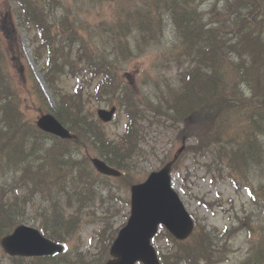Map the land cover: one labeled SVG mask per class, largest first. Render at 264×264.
Instances as JSON below:
<instances>
[{"label": "trees", "instance_id": "trees-1", "mask_svg": "<svg viewBox=\"0 0 264 264\" xmlns=\"http://www.w3.org/2000/svg\"><path fill=\"white\" fill-rule=\"evenodd\" d=\"M12 1L16 5L14 17L9 15L10 22L0 20V243L23 223L28 201L39 196L46 206L41 228L50 238L70 244L76 220L69 218L68 209L80 215L96 198L94 195L89 200L84 193L87 181L83 185L77 181L83 176L70 177L80 169L63 154L67 143L60 144L38 130L36 117L23 109L26 103L31 104L36 116L52 112L62 122L71 123L78 137L93 139L100 153L121 170L128 169L127 161L137 149V141L131 136L138 133V122L140 126L144 119L153 123L147 114L151 111L153 119L162 113L173 121L171 126L181 124L178 137L196 141L190 152L212 151L213 164L218 168L213 181L229 176L240 185L254 167L264 175V0H209L204 5L207 12L199 0ZM71 1L105 9L108 14L97 18L93 26L70 8ZM14 22L33 33L36 60H46L43 77L54 96V106L38 100L35 80L22 91L11 86L8 72H3L9 55L6 50L14 62L19 61L15 54L21 47ZM166 23L173 26L177 42L162 53L161 61L167 69L176 67L180 78L167 79V90L160 94V86L152 89L153 99L140 96L151 90L139 93L138 100L131 97L127 109L130 128L120 140L113 141L99 122L86 114L80 96L62 92L59 80L76 69V74L87 76L88 84L99 81L101 99L117 95L124 67L163 43ZM19 70L21 76L22 67ZM124 88V95H135L128 86ZM68 179L75 187L64 185ZM250 194L264 205V184L258 190L251 189ZM247 220V234L256 241L257 264H263L264 237L251 223V215ZM233 235L232 231L223 233L219 247L216 238L196 226L189 240H173L175 248L162 263L218 264L226 260ZM81 256L64 254L62 264H82ZM14 261L42 263V259Z\"/></svg>", "mask_w": 264, "mask_h": 264}, {"label": "rangeland", "instance_id": "rangeland-1", "mask_svg": "<svg viewBox=\"0 0 264 264\" xmlns=\"http://www.w3.org/2000/svg\"><path fill=\"white\" fill-rule=\"evenodd\" d=\"M199 2L204 6L209 0H199ZM69 6L72 10L77 11L79 17H82L84 21H87L88 24L93 26H95L94 22L97 18L104 19L108 14L105 9H93L86 4H80L79 2L76 3V1L69 2ZM207 7L208 6H204L206 12L208 9ZM15 10L16 5L12 0H1L0 20L3 18V20L7 19V21L10 22L9 15L14 17ZM29 34L32 33H28L26 29L20 30L19 40L23 49V54L21 55L23 63L22 60L20 61L22 65H28L29 62L32 66L35 75L34 77L40 82L41 67L39 64L32 61V42ZM175 41L176 38L174 33L168 25L163 45L146 52L124 67V71L121 75L125 84L134 87L136 83H139L136 85L143 88L144 91L151 88L149 85L153 86L154 83L147 81L144 83L141 80L143 78H140L142 71L145 69L157 70L154 67L156 66V64H154L156 58H160L161 53L167 49L164 47L170 46L171 43ZM4 46L7 45L4 44ZM11 59V53L9 51L7 61H10ZM7 67L10 69L9 77L11 73V78H9V80L12 79V82H16V80L18 81L19 77L13 71L14 67L12 68L9 63H7ZM138 70H140V72ZM159 72L166 79L159 77L161 89L157 92H165L167 90V79H178L179 72L176 67L173 72H171L169 69L165 68V66H161ZM153 78H155V75H153ZM76 83V80L69 78H63L61 81V85L68 92L73 90ZM10 85L13 86L12 83H10ZM36 95H40L39 92H37ZM148 96L154 97L152 92H149ZM94 108L97 110L99 108L110 107L108 103L102 102L101 105H96ZM26 114L32 116L31 112L28 113L27 111ZM116 119H118L117 124H109L107 126V131L111 136L121 133L126 125V119L123 113L120 116L117 114ZM168 121L166 122L165 120L166 127L171 123ZM166 127L160 126L157 128V125L152 128L146 127L148 129L146 132V140L141 147L143 151L146 152L147 157L146 159L138 160L137 165L134 167V170L139 174L138 177L143 181L146 180L152 172L160 170L165 162L174 155V152L181 147V140L177 142V127ZM190 141L191 140L187 142V147L195 143ZM211 152L212 151L209 149L204 155L197 156L192 153L185 155L182 168L172 172L173 187L180 194L187 211L190 215L199 220L202 225L207 227V230L210 232H213L214 228L223 231L233 223H235V225H241L239 223L240 220L245 216L251 215L252 224L258 227L259 234L264 236V208L257 199L254 200V198L251 197L247 185L243 184L240 185V187H236L232 180H230L229 176L218 179L215 184L212 183L211 175L216 173L217 167L213 165L214 155H212ZM133 160H135V158H133ZM258 170L259 168L254 167L246 172L248 183L255 189H258L261 184H264V176H260L257 172ZM109 185L111 189L110 191L105 192V203L101 205V202H99L98 206L91 214L93 219L88 218L83 222L79 234L70 239L72 242L71 251H73V249L75 251L81 247L80 251L84 255L86 254V257H84L87 258L89 263H94V260L102 261L103 259V263H105L107 259L108 240L105 239V236H102V242L98 238V234L102 230L104 222L113 219L114 221H117L115 227L120 228L123 224L127 223L130 215V205H127V200H130V192L120 183L111 181ZM117 187H119V189ZM202 202L213 203L214 206L206 207ZM36 215H38L36 208L34 210L28 206V215L23 218V224L38 229L40 226V220ZM102 218L105 219L103 222H101ZM255 223H259L260 226H257ZM78 225L80 227V224ZM110 229L111 227L109 226V230ZM155 244L163 253H167L168 244L164 237L158 238L155 241ZM216 244L220 247L223 244V241L220 240V242H217ZM231 246L232 251L229 256V262L222 264H242L250 257L254 243L251 244V237L247 235L246 231H238V233L234 234ZM254 256L255 254L251 255L249 264H254V262H252ZM0 264H12V262L0 252Z\"/></svg>", "mask_w": 264, "mask_h": 264}, {"label": "water", "instance_id": "water-1", "mask_svg": "<svg viewBox=\"0 0 264 264\" xmlns=\"http://www.w3.org/2000/svg\"><path fill=\"white\" fill-rule=\"evenodd\" d=\"M113 112L114 110L110 113L100 111L99 114L104 121H110ZM38 125L48 132L68 137V132L50 116L40 119ZM94 164L104 174L119 175L98 160H94ZM171 168L170 163L161 171L152 173L144 184L133 187L132 217L112 248L113 256L118 259L108 264H134L136 261L160 264L150 244L160 224H164L179 239H185L191 234L193 222L171 188ZM2 246L10 255L23 257L45 256L62 251L61 246L25 226L17 228L12 235L4 238Z\"/></svg>", "mask_w": 264, "mask_h": 264}]
</instances>
